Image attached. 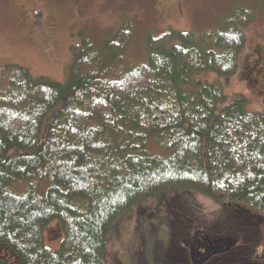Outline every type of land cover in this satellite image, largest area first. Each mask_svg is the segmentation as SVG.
<instances>
[{
	"label": "trees",
	"instance_id": "obj_1",
	"mask_svg": "<svg viewBox=\"0 0 264 264\" xmlns=\"http://www.w3.org/2000/svg\"><path fill=\"white\" fill-rule=\"evenodd\" d=\"M244 20L150 36L133 66L128 26L102 47L80 30L66 82L0 66V264L6 251L16 264H104L111 228L162 192L264 210V113L244 97L217 112L223 86L198 76L237 72ZM53 220L58 249L45 241Z\"/></svg>",
	"mask_w": 264,
	"mask_h": 264
},
{
	"label": "rangeland",
	"instance_id": "obj_2",
	"mask_svg": "<svg viewBox=\"0 0 264 264\" xmlns=\"http://www.w3.org/2000/svg\"><path fill=\"white\" fill-rule=\"evenodd\" d=\"M240 14L245 23L239 28L247 42L239 55L237 72L223 78L210 72L198 76L223 86L227 96L218 104L217 112L244 97L249 111L264 113V79H259L260 72L264 73V0H0V66L18 64L28 68L33 77L66 82L75 63L70 46L82 44L80 30L102 47L128 26L132 40L124 65L133 66L146 61L144 48L150 36L159 37L170 28L202 36L224 28L228 20ZM151 149L163 154L153 145ZM234 209L245 210L237 214L242 223H249L246 219L261 222L249 245L261 253L264 210L251 205L229 206L199 190H184L162 192L131 206L110 230L104 264H162L161 256L178 229L194 223L199 226L191 228L203 229L218 219L225 222ZM254 213L260 215L247 217ZM44 232L47 246L58 249L63 238L60 224L53 220ZM240 233L248 240L252 231ZM6 256L16 264L11 252L6 251ZM252 256L247 264L255 261L256 254Z\"/></svg>",
	"mask_w": 264,
	"mask_h": 264
},
{
	"label": "flooded vegetation",
	"instance_id": "obj_3",
	"mask_svg": "<svg viewBox=\"0 0 264 264\" xmlns=\"http://www.w3.org/2000/svg\"><path fill=\"white\" fill-rule=\"evenodd\" d=\"M252 65L258 67V65L254 63H252ZM261 68L264 70V65H262ZM260 75L259 79H264V73L260 72ZM177 210L179 211V209ZM181 210L183 213H188L186 209ZM244 212V209L241 211L234 209V212L225 219V222L218 219L216 224L211 223L203 229L194 230V228H191L193 226H199L197 223H194L195 225L191 227H181L174 233L173 236L175 239H173L171 243L168 242L167 248L161 256V263L247 264V259L252 258V255L256 254V258H254L255 261L253 262L251 260L252 263L264 264V250L258 253V248L256 249V247L249 246L252 245L255 240L257 230L255 227H259L261 222L246 219V222L249 223H242L240 216L237 214H242ZM253 215H247V217L256 218L260 214L257 215V213H254ZM236 225H240L242 228ZM262 225H264V223H262ZM248 227L254 228L252 230L246 229ZM240 231H252V233L249 235L248 240H244ZM256 242H260V240L257 239ZM163 261L165 263H163Z\"/></svg>",
	"mask_w": 264,
	"mask_h": 264
}]
</instances>
